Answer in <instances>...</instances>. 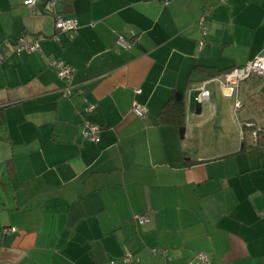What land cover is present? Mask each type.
<instances>
[{"label":"crops","instance_id":"obj_1","mask_svg":"<svg viewBox=\"0 0 264 264\" xmlns=\"http://www.w3.org/2000/svg\"><path fill=\"white\" fill-rule=\"evenodd\" d=\"M23 2L0 0V264H264V77L217 80L264 55V0ZM55 15L73 36L52 38ZM20 34L46 38L17 52ZM174 89L179 128L155 122Z\"/></svg>","mask_w":264,"mask_h":264},{"label":"built area","instance_id":"obj_2","mask_svg":"<svg viewBox=\"0 0 264 264\" xmlns=\"http://www.w3.org/2000/svg\"><path fill=\"white\" fill-rule=\"evenodd\" d=\"M38 0H24L23 4L31 11V7L37 3ZM166 1V0H162ZM48 8L50 10H54L55 8V0H48L47 2ZM207 14L204 13L200 19L198 20V24L200 26L201 37L197 42V49L200 50L205 45V36L208 32L207 26H205L204 21L206 19ZM54 27L56 33L52 35V38L57 39V34L59 32L68 33L70 36H73L74 32L78 27V22L73 18H65L61 15H55ZM45 35L39 34L32 39H28L26 34H20L15 43L14 49L17 52L25 51L27 53L40 51V41L45 39ZM118 42L120 44H126L122 38H119ZM49 65L53 67L56 76L59 79L70 81L74 74V68L67 63L62 58H51L49 60ZM252 75H257L260 77H264V55H256L253 59L247 61L245 64L233 67L222 74H220L217 78L218 81H221L225 85H228L231 88H236L238 84L246 79H248ZM136 92H140L139 89H136ZM65 95H69L70 91L68 88L64 90ZM241 103L237 101L235 103L236 108H240ZM96 104L88 103L85 107V110L91 112L95 109ZM131 112L136 116L141 117L145 114V108L134 104L131 107ZM256 125L254 122H244L242 128H254ZM100 129L97 125L90 122L89 120H85L82 124L81 135L84 139L90 142H96L99 139ZM257 130H251V137L254 141H256ZM136 219L143 223L148 221L146 215H136ZM9 229H5L8 231ZM162 253L166 257V253L164 251H160L157 249H153V253ZM136 261L135 257L132 253L127 252L123 257V262L125 264H134ZM187 264H213L210 257L205 253H199L196 257L189 261Z\"/></svg>","mask_w":264,"mask_h":264},{"label":"trees","instance_id":"obj_3","mask_svg":"<svg viewBox=\"0 0 264 264\" xmlns=\"http://www.w3.org/2000/svg\"><path fill=\"white\" fill-rule=\"evenodd\" d=\"M47 2L48 0H46V3ZM155 122L158 124H173L178 128L184 125L185 95L183 89L172 90L168 100L165 102L160 112L158 113ZM124 255L121 258V262H123ZM114 263V261H110V264Z\"/></svg>","mask_w":264,"mask_h":264},{"label":"water","instance_id":"obj_4","mask_svg":"<svg viewBox=\"0 0 264 264\" xmlns=\"http://www.w3.org/2000/svg\"><path fill=\"white\" fill-rule=\"evenodd\" d=\"M179 130H180V135H181V137H182V135H183V134H182V133H183V128H180Z\"/></svg>","mask_w":264,"mask_h":264}]
</instances>
